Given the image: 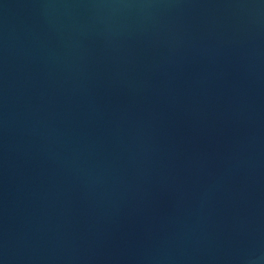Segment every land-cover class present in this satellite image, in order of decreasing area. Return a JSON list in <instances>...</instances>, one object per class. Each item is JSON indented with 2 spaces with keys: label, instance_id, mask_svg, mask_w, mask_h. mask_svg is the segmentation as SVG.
Instances as JSON below:
<instances>
[{
  "label": "water",
  "instance_id": "water-1",
  "mask_svg": "<svg viewBox=\"0 0 264 264\" xmlns=\"http://www.w3.org/2000/svg\"><path fill=\"white\" fill-rule=\"evenodd\" d=\"M0 264H264V0H0Z\"/></svg>",
  "mask_w": 264,
  "mask_h": 264
}]
</instances>
